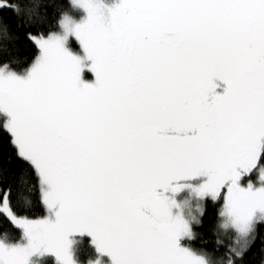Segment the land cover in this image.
Returning <instances> with one entry per match:
<instances>
[{"label":"snow or ice","instance_id":"6c2138e0","mask_svg":"<svg viewBox=\"0 0 264 264\" xmlns=\"http://www.w3.org/2000/svg\"><path fill=\"white\" fill-rule=\"evenodd\" d=\"M48 7L0 0L36 48L14 69L0 16V264L85 238L87 264H264V0H70L45 33Z\"/></svg>","mask_w":264,"mask_h":264},{"label":"trees","instance_id":"16d2710c","mask_svg":"<svg viewBox=\"0 0 264 264\" xmlns=\"http://www.w3.org/2000/svg\"><path fill=\"white\" fill-rule=\"evenodd\" d=\"M44 4H54L55 7H48L47 8V18L44 22V24L41 26L42 31L47 33L48 31H58L57 26V20L60 15V11H68L69 14L73 16H79V12L75 9H72L70 7V0H41ZM43 12L44 9H41ZM0 16L4 20H6L10 25V32L14 36H18V39H13L11 41H4L7 48L11 51L13 57L19 58L22 63L19 65L13 64L12 67L16 69L17 71H20L26 67H28L29 63L32 61L35 53L36 48L33 46V44L25 38L24 29H17L15 18L12 16V13L5 10L2 13H0ZM37 29H33L35 32ZM5 59H8V57H5ZM0 150H2L4 153H7L9 151L6 142L3 140H0ZM183 195V194H182ZM31 199L33 201V208L30 212H27L26 215L39 218L42 215H45V210L43 206L39 202V194L38 192L33 194L31 196ZM223 202H209L207 204L206 213L203 217L204 220V226L202 228H199L198 231L203 233L205 238L211 239L212 233L211 228L213 223L215 222L217 218L218 212L222 209ZM19 207H17V211H19ZM7 231L10 233V239L12 240H19L21 237V233L12 226L8 220L4 219L3 217H0V233H3ZM262 233H264V230H262ZM262 239H264V235H262ZM195 247H201V244L199 241H197L194 245ZM207 247H211V244L207 245ZM260 247L259 241L257 242L256 248L253 249V253H257L258 249ZM253 253L249 254L248 264H259V256L253 255ZM96 257V253L94 248H92L87 240V238L84 239V242L82 244H79L75 248V258L79 262V264H87L89 259H93ZM42 264H55L54 259L52 257H45L42 259Z\"/></svg>","mask_w":264,"mask_h":264},{"label":"rangeland","instance_id":"374dc122","mask_svg":"<svg viewBox=\"0 0 264 264\" xmlns=\"http://www.w3.org/2000/svg\"><path fill=\"white\" fill-rule=\"evenodd\" d=\"M73 17L75 18V17H77V16H73ZM72 47H73L74 50L79 51L78 43H74V44L72 45ZM46 257H47V256H46ZM43 258H45V257H43ZM43 258H39L40 264H42V259H43ZM54 262H55V261H54Z\"/></svg>","mask_w":264,"mask_h":264}]
</instances>
